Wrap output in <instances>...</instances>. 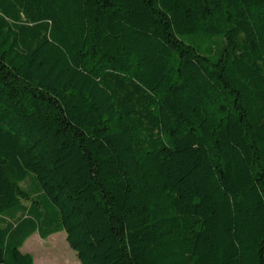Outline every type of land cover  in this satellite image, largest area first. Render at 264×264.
<instances>
[{
  "label": "trees",
  "instance_id": "16d2710c",
  "mask_svg": "<svg viewBox=\"0 0 264 264\" xmlns=\"http://www.w3.org/2000/svg\"><path fill=\"white\" fill-rule=\"evenodd\" d=\"M63 232L264 264V0H0V264Z\"/></svg>",
  "mask_w": 264,
  "mask_h": 264
},
{
  "label": "rangeland",
  "instance_id": "374dc122",
  "mask_svg": "<svg viewBox=\"0 0 264 264\" xmlns=\"http://www.w3.org/2000/svg\"><path fill=\"white\" fill-rule=\"evenodd\" d=\"M22 252L31 254L35 264H81L76 252L70 248L64 232L47 240L34 235L26 242Z\"/></svg>",
  "mask_w": 264,
  "mask_h": 264
}]
</instances>
